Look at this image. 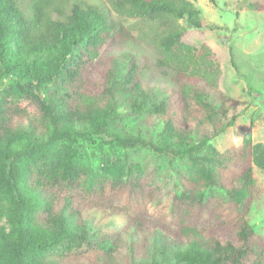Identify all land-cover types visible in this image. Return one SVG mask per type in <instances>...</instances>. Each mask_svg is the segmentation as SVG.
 I'll list each match as a JSON object with an SVG mask.
<instances>
[{"label": "trees", "instance_id": "16d2710c", "mask_svg": "<svg viewBox=\"0 0 264 264\" xmlns=\"http://www.w3.org/2000/svg\"><path fill=\"white\" fill-rule=\"evenodd\" d=\"M106 1L149 28L116 29L99 0H0V264H264L250 219L264 141L240 128L235 152L210 144L235 123L224 116L236 102L181 20L221 26L195 0ZM247 4L264 11V0ZM105 146L150 149L165 187L98 182L88 149Z\"/></svg>", "mask_w": 264, "mask_h": 264}, {"label": "rangeland", "instance_id": "374dc122", "mask_svg": "<svg viewBox=\"0 0 264 264\" xmlns=\"http://www.w3.org/2000/svg\"><path fill=\"white\" fill-rule=\"evenodd\" d=\"M109 13V19L116 24L133 28L135 34L149 28L141 20L118 17L110 10L106 0H99ZM248 0H217L213 4L210 0H195L194 4L200 11V16L207 23H215L220 29L208 30L206 28L194 29L181 20L186 29L183 39L200 48L207 44L212 50V58L221 69L219 87L236 102V108L228 112L226 120L236 116L235 123L226 128L220 135L213 137L210 144L219 152H235L239 145V129L252 133L255 142L264 141V11H253L248 7ZM238 13V15H237ZM236 27V29H235ZM115 29V30H116ZM227 36L224 40L221 36ZM138 51L147 62L149 72L158 73L154 65L155 51L148 43H141ZM97 57H94L96 59ZM8 81H5L6 84ZM89 150V158L95 168L98 182L116 183L130 187L129 181L142 179V185L164 188V175L162 171H155L162 167L161 158L150 149L133 148L112 151L108 146ZM114 152V153H113ZM103 154H110L103 165ZM132 162H138L139 166ZM178 169L188 172H200L203 165L186 163L176 165ZM117 168H121L116 171ZM222 172L225 169L222 167ZM128 173L129 175H127ZM255 174L261 186L260 197L251 208L250 219L256 233L264 235V170L255 168ZM160 190V189H159ZM2 225L6 232L9 226L4 218ZM57 251H48L45 256H52Z\"/></svg>", "mask_w": 264, "mask_h": 264}]
</instances>
